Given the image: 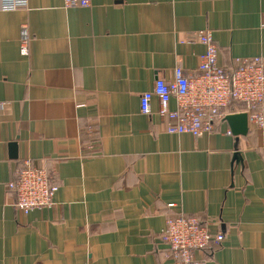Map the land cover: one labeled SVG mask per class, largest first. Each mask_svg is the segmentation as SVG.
I'll list each match as a JSON object with an SVG mask.
<instances>
[{
  "label": "crops",
  "instance_id": "0c3cea01",
  "mask_svg": "<svg viewBox=\"0 0 264 264\" xmlns=\"http://www.w3.org/2000/svg\"><path fill=\"white\" fill-rule=\"evenodd\" d=\"M263 25L264 0L0 1V264H174L161 232L178 216L224 234L197 264H264V127L232 134L234 104L211 133L175 135L157 98L140 109L157 79L195 73L201 31L230 69L264 56ZM26 159L59 186L28 215L8 189Z\"/></svg>",
  "mask_w": 264,
  "mask_h": 264
},
{
  "label": "built area",
  "instance_id": "2783aa9c",
  "mask_svg": "<svg viewBox=\"0 0 264 264\" xmlns=\"http://www.w3.org/2000/svg\"><path fill=\"white\" fill-rule=\"evenodd\" d=\"M0 1L4 10L28 8V0ZM64 3L67 8H87L91 0H64ZM199 38L206 51L200 56L195 73L189 76L182 67H177L171 80L157 79L152 91L141 95V112L149 115L151 103L157 98L158 114L167 121V132L197 138L211 133L227 109L241 104L250 121L259 128L264 127V56L238 59L234 68L226 69L219 65L213 33L201 31ZM28 42V27L23 25V53L27 52ZM172 99L176 100V109L170 108ZM55 177V171L37 167L31 159L24 160L17 178L8 184V189L15 194V208L28 215L34 209L53 207L59 190ZM161 240L169 247L174 264H197L195 253L205 251L212 244H221L224 234L213 233L195 216H178L166 221Z\"/></svg>",
  "mask_w": 264,
  "mask_h": 264
},
{
  "label": "water",
  "instance_id": "95a60500",
  "mask_svg": "<svg viewBox=\"0 0 264 264\" xmlns=\"http://www.w3.org/2000/svg\"><path fill=\"white\" fill-rule=\"evenodd\" d=\"M225 120L228 122L234 135H245L249 129L247 113L231 114L226 116ZM235 159L238 161L239 155H236Z\"/></svg>",
  "mask_w": 264,
  "mask_h": 264
}]
</instances>
